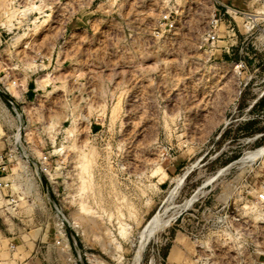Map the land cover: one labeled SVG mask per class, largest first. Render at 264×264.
Wrapping results in <instances>:
<instances>
[{
    "label": "rangeland",
    "instance_id": "374dc122",
    "mask_svg": "<svg viewBox=\"0 0 264 264\" xmlns=\"http://www.w3.org/2000/svg\"><path fill=\"white\" fill-rule=\"evenodd\" d=\"M0 166V264H264V0H0Z\"/></svg>",
    "mask_w": 264,
    "mask_h": 264
},
{
    "label": "built area",
    "instance_id": "2783aa9c",
    "mask_svg": "<svg viewBox=\"0 0 264 264\" xmlns=\"http://www.w3.org/2000/svg\"><path fill=\"white\" fill-rule=\"evenodd\" d=\"M163 19L166 20L167 17L166 16H163ZM217 22H218V19L213 17L212 20H211V24L213 27H215L217 25ZM164 25L165 26H168V27H171V23H167V22H164ZM209 38L211 39V41H214L215 40V35L214 34H210L209 35ZM10 102V101H9ZM45 159V157L43 158ZM37 169H40L41 171H46L47 168L45 166H43L42 164H40L39 166H35ZM4 166H0V169L1 170H4ZM9 183L7 182H3V181H0V187L2 186H8ZM258 200L261 202V203H264V191L259 193L258 196H257Z\"/></svg>",
    "mask_w": 264,
    "mask_h": 264
},
{
    "label": "bare ground",
    "instance_id": "6f19581e",
    "mask_svg": "<svg viewBox=\"0 0 264 264\" xmlns=\"http://www.w3.org/2000/svg\"><path fill=\"white\" fill-rule=\"evenodd\" d=\"M150 221H151V220H150ZM152 224H153V223H152ZM152 224H151V225H152ZM149 226H150V225H149Z\"/></svg>",
    "mask_w": 264,
    "mask_h": 264
},
{
    "label": "crops",
    "instance_id": "0c3cea01",
    "mask_svg": "<svg viewBox=\"0 0 264 264\" xmlns=\"http://www.w3.org/2000/svg\"><path fill=\"white\" fill-rule=\"evenodd\" d=\"M2 103H3V101H2ZM4 104V103H3Z\"/></svg>",
    "mask_w": 264,
    "mask_h": 264
}]
</instances>
